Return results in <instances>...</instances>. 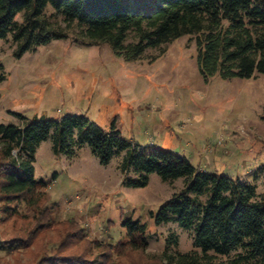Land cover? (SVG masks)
<instances>
[{"label":"trees","instance_id":"16d2710c","mask_svg":"<svg viewBox=\"0 0 264 264\" xmlns=\"http://www.w3.org/2000/svg\"><path fill=\"white\" fill-rule=\"evenodd\" d=\"M185 35L195 40L207 79L264 74V0H0V40L10 39L17 57L72 36L82 44L106 42L117 57L134 61ZM5 78L0 62V82ZM15 114L23 123L0 124V222L11 228L0 238V252L14 255L15 264H167L165 258L264 264V190L258 192L264 164L254 181H245L201 170L168 149L142 151L114 124L104 130L84 115L28 121ZM48 139L55 154L69 157L88 145L104 165L124 153L119 169L135 175L126 180L130 186H146L153 172L165 182L183 178V187L150 214L156 225L176 222L190 231L192 248L180 251L170 235L162 253L148 252V224L140 219L123 223V238L103 241L74 218H57L46 203L47 182L35 176L37 147ZM53 229L57 235L45 241Z\"/></svg>","mask_w":264,"mask_h":264},{"label":"rangeland","instance_id":"374dc122","mask_svg":"<svg viewBox=\"0 0 264 264\" xmlns=\"http://www.w3.org/2000/svg\"><path fill=\"white\" fill-rule=\"evenodd\" d=\"M164 48L126 61L106 42L82 44L71 36L17 57L12 41L0 40L6 72L0 82V124L23 123L15 113L28 121L84 115L104 130L114 124L142 151L168 149L201 170L254 181L264 164V74L207 79L199 71L193 38L182 36ZM123 155L104 165L88 145L69 157L55 154L51 139L41 142L34 166L36 178L48 184L47 205L59 219L74 218L90 237L116 241L124 237L127 219H140L148 224V252L162 253L170 235L180 251H189L190 231L176 222L156 225L150 214L183 187L184 179L165 182L153 172L146 186H130L126 180L135 175L119 169ZM263 190L260 180L258 192ZM10 231L0 222L1 239ZM56 233L53 229L42 238ZM0 264H15L14 255L0 252Z\"/></svg>","mask_w":264,"mask_h":264}]
</instances>
